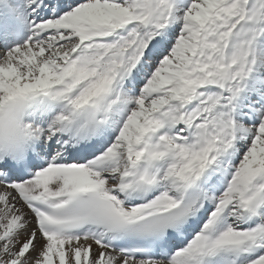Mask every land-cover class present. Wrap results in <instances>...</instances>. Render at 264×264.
<instances>
[{"label":"snow or ice","instance_id":"snow-or-ice-1","mask_svg":"<svg viewBox=\"0 0 264 264\" xmlns=\"http://www.w3.org/2000/svg\"><path fill=\"white\" fill-rule=\"evenodd\" d=\"M0 264H264V0H0Z\"/></svg>","mask_w":264,"mask_h":264}]
</instances>
